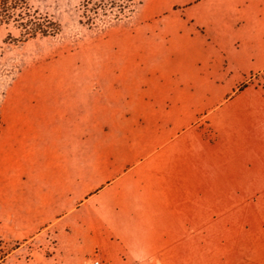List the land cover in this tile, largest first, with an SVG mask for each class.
<instances>
[{"label": "rangeland", "instance_id": "rangeland-1", "mask_svg": "<svg viewBox=\"0 0 264 264\" xmlns=\"http://www.w3.org/2000/svg\"><path fill=\"white\" fill-rule=\"evenodd\" d=\"M85 1L0 14V264H132L84 199L215 86L264 92V0Z\"/></svg>", "mask_w": 264, "mask_h": 264}, {"label": "crops", "instance_id": "crops-1", "mask_svg": "<svg viewBox=\"0 0 264 264\" xmlns=\"http://www.w3.org/2000/svg\"><path fill=\"white\" fill-rule=\"evenodd\" d=\"M215 88L232 94L145 137L82 203L132 264H264V92Z\"/></svg>", "mask_w": 264, "mask_h": 264}, {"label": "trees", "instance_id": "trees-1", "mask_svg": "<svg viewBox=\"0 0 264 264\" xmlns=\"http://www.w3.org/2000/svg\"><path fill=\"white\" fill-rule=\"evenodd\" d=\"M100 2H101V6H103L104 8L105 7H110V8L117 7L116 1L101 0ZM26 5H27L26 0H13L12 5H10V7L7 8V7L3 6L0 9V14H2V16H4V17H7L11 14L10 13L11 10L13 11V10H15V8H20V9L25 10ZM43 27L44 26H43L42 22H40L38 19V32H40L41 30H44ZM41 32L47 33L46 31H41Z\"/></svg>", "mask_w": 264, "mask_h": 264}, {"label": "flooded vegetation", "instance_id": "flooded-vegetation-1", "mask_svg": "<svg viewBox=\"0 0 264 264\" xmlns=\"http://www.w3.org/2000/svg\"><path fill=\"white\" fill-rule=\"evenodd\" d=\"M91 3H92L91 0H90V1H89V0H88V1H85L84 7H85V8L89 7V5H90ZM28 10H29V9H28ZM25 15L28 16V17L30 16L29 13H27V12L25 13ZM28 17H27V18H28ZM33 22H34V21H33Z\"/></svg>", "mask_w": 264, "mask_h": 264}, {"label": "built area", "instance_id": "built-area-1", "mask_svg": "<svg viewBox=\"0 0 264 264\" xmlns=\"http://www.w3.org/2000/svg\"><path fill=\"white\" fill-rule=\"evenodd\" d=\"M94 264H105V263L103 261H101V260H97V261L94 262Z\"/></svg>", "mask_w": 264, "mask_h": 264}]
</instances>
